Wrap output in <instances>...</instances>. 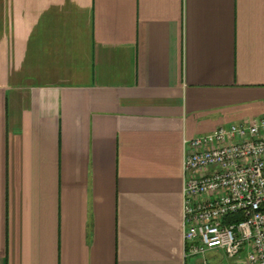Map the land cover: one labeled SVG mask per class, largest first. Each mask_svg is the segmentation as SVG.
Listing matches in <instances>:
<instances>
[{
    "label": "crops",
    "instance_id": "crops-1",
    "mask_svg": "<svg viewBox=\"0 0 264 264\" xmlns=\"http://www.w3.org/2000/svg\"><path fill=\"white\" fill-rule=\"evenodd\" d=\"M262 116L264 0H0V264H202L184 140Z\"/></svg>",
    "mask_w": 264,
    "mask_h": 264
},
{
    "label": "built area",
    "instance_id": "built-area-1",
    "mask_svg": "<svg viewBox=\"0 0 264 264\" xmlns=\"http://www.w3.org/2000/svg\"><path fill=\"white\" fill-rule=\"evenodd\" d=\"M185 257L264 264V116L184 140Z\"/></svg>",
    "mask_w": 264,
    "mask_h": 264
}]
</instances>
